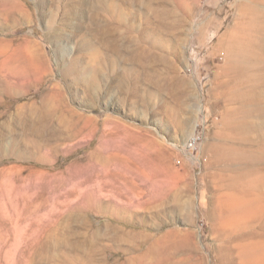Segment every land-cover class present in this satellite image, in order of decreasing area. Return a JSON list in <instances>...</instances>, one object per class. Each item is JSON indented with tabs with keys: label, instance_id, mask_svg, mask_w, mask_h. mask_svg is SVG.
I'll list each match as a JSON object with an SVG mask.
<instances>
[{
	"label": "rangeland",
	"instance_id": "374dc122",
	"mask_svg": "<svg viewBox=\"0 0 264 264\" xmlns=\"http://www.w3.org/2000/svg\"><path fill=\"white\" fill-rule=\"evenodd\" d=\"M99 1L0 0V264H264V0Z\"/></svg>",
	"mask_w": 264,
	"mask_h": 264
},
{
	"label": "bare ground",
	"instance_id": "6f19581e",
	"mask_svg": "<svg viewBox=\"0 0 264 264\" xmlns=\"http://www.w3.org/2000/svg\"><path fill=\"white\" fill-rule=\"evenodd\" d=\"M252 1V0H251ZM99 4H100V9L101 8H103V7H105L106 6V0H101V2L99 1ZM252 7V6H251ZM113 8V7H112ZM260 8V7H259ZM251 9V8H250ZM249 10V9H248ZM245 12V11H244ZM254 13V12H253ZM245 14V13H244ZM243 14V15H244ZM252 14V13H251ZM246 15V14H245ZM245 15H244V17H245ZM249 17V16H248ZM13 20H14V24L15 25H17V24H20V23H22L23 21H21V19H18V18H15V16L13 15ZM252 21H254V20H251L250 22H249V25L250 26H253L254 25V23L252 22ZM244 22V21H243ZM238 23V22H237ZM241 23V22H240ZM237 25V24H236ZM238 27V26H237ZM237 27L235 28V31L233 32V38H234V40H233V42H231V45H230V50H235V49H239V48H241L242 50H240L239 49V51H242L243 52V48H244V46H246V45H242L243 47H241L240 46V44H242L243 42H241V43H238L237 44V42H239L238 41V38H240L239 37V34L237 33ZM248 31V30H247ZM254 31V30H253ZM237 33V34H236ZM230 36V35H229ZM249 36V34L247 35V37ZM258 36V35H257ZM246 37V39L247 40H245V42H247V45H249V44H251V43H253V42H255L256 40H254V38L253 39H251L250 38V36H249V38H247ZM243 38V37H242ZM229 39H231V38H229ZM261 41V40H260ZM259 41V42H260ZM264 44V42H262V44H260V45H263ZM264 46V45H263ZM251 48H252V46H250ZM247 53V52H246ZM250 53H251V50H250ZM254 53V52H253ZM255 54V53H254ZM237 55H240V54H237ZM245 55H247V54H244V55H242V56H244V58H245ZM91 56H92V58L95 60V67H94V71L96 72V74L98 73L99 74V72L100 71H102V69L104 68V67H106V68H108V69H110V66H107L106 65V62H104V60H103V58H102V56L100 55V50H98V49H92L91 50ZM241 56V55H240ZM237 59H238V56L236 57ZM243 58V57H242ZM234 60H236V59H234ZM231 62V61H230ZM235 62H237V61H235ZM234 62V63H235ZM238 63V62H237ZM238 66H240V65H238ZM77 67H78V69H79V71H82L83 70V67H79V65H77ZM242 67V66H241ZM238 68V67H237ZM60 73H61V76H62V78L63 79H65V78H67V76L69 77L72 73H70L68 70H67V67H65V65L64 64H60ZM102 73V72H101ZM101 75V74H100ZM77 79H79V78H77ZM81 79V78H80ZM58 85V87H60V89H62V86L61 85H59V84H57ZM53 109H54V107H53ZM69 110V109H68ZM56 111V110H55ZM47 115V114H46ZM235 197V196H234ZM236 199V198H235ZM238 199H240V198H238ZM237 203V202H236ZM240 203V202H239ZM233 205V204H232ZM243 205V204H242Z\"/></svg>",
	"mask_w": 264,
	"mask_h": 264
},
{
	"label": "built area",
	"instance_id": "2783aa9c",
	"mask_svg": "<svg viewBox=\"0 0 264 264\" xmlns=\"http://www.w3.org/2000/svg\"><path fill=\"white\" fill-rule=\"evenodd\" d=\"M205 136V122L204 120L197 123L194 131L188 137L184 145L181 147L184 156L194 158V154L198 152ZM181 162V159L178 160Z\"/></svg>",
	"mask_w": 264,
	"mask_h": 264
}]
</instances>
